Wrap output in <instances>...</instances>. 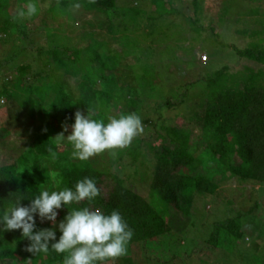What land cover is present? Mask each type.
Returning a JSON list of instances; mask_svg holds the SVG:
<instances>
[{
    "label": "trees",
    "instance_id": "obj_1",
    "mask_svg": "<svg viewBox=\"0 0 264 264\" xmlns=\"http://www.w3.org/2000/svg\"><path fill=\"white\" fill-rule=\"evenodd\" d=\"M47 1H50L49 5H46ZM153 1L149 24L146 26L149 32L154 31L153 25L157 21L165 23L170 21L173 14L182 15L176 12L171 3L164 0ZM12 2L18 7L29 2L36 4L40 13V29L43 30V34L39 36L45 37L46 41L38 45L35 51L24 45H13L15 49L8 58L14 60L19 54L34 52V59L41 65L38 81H42V84L27 83L26 78L31 67L22 65L16 68V75L12 79L5 78L0 91V98L5 97L10 101L25 94V101L30 105L28 114L32 119L36 116L40 126L32 134V142L17 158L16 163L0 166V207L7 205L17 196L28 198L20 201L22 206H27L40 190H53L57 181L59 187L64 188L72 187L84 177H91L99 188L101 178L109 173L101 171L95 162L89 159L83 162L71 159V145H58L54 138L62 131V125L70 126L74 123V113L77 110L86 113L88 108L93 113L95 106H98L93 118L106 122L109 108L118 109L120 101L124 100L126 105L132 107L139 106L142 102L136 90L131 87L134 80L131 74H128L131 66L124 63L128 50L134 45L130 44L128 37L105 41L101 40L99 33L89 31L83 35V39L88 40L89 44L80 49L70 45L71 38L67 35L59 40L65 29L73 28L72 24L76 19L72 10L76 9L74 5L77 3L80 5L78 9L82 10L81 15H89L91 18L100 15L105 18L99 23V27L107 26L110 35L126 32L130 22H134L136 27L140 14L138 10L123 8L119 6L118 0H0V15L4 19L0 33H7L8 38L18 42L25 40L14 38L10 32L25 34L21 32L20 18L8 11ZM192 3L193 16H196L200 13L201 5L198 0H193ZM195 24L197 25L196 21ZM86 25L93 27L90 22ZM1 42L6 43L7 40L1 39ZM237 54L264 63V55L254 53L250 48L237 51ZM59 72L80 78L81 97H73L64 78L56 79ZM246 72L248 74L244 72L231 75L223 69L218 76L211 78V82L206 83L203 112L198 117V124L203 131L199 147L192 150L190 139L193 130L189 124L179 120L178 126H161L166 132V137L177 145L172 152L164 147L165 151L169 152L168 155L140 138L125 148L117 149L116 163L123 157H129L133 163L138 162L147 170H137V176L145 180L151 174L147 200L128 191L123 186V181L113 177L115 186L107 199L99 189V196L93 202L81 201L79 204L69 205V211L74 207H91L105 214L114 209L121 213L133 231V238L128 244L127 253L115 259L118 260L117 264H148L147 259L156 261L147 256L149 252L145 243H158L172 234L173 228L168 226V221L176 216L187 219L191 215L193 199L212 197L216 189L231 178H237L239 182L264 184V70L254 73L247 68ZM10 87L17 91L9 95L7 89ZM126 92L131 95V99L125 100V97H122ZM113 102L115 103L112 104ZM164 105L173 107L176 104L166 99ZM159 109L160 106L157 110ZM152 120L149 115L143 114L144 124L152 125ZM155 124L154 127L157 128ZM68 134L70 128L65 136ZM144 144L148 149H145L146 151ZM203 148L209 150L210 157L217 162L215 163L219 168L218 172L222 176L218 185H211L209 180L201 175L182 176L177 173L180 166H190L194 169L196 161L192 151ZM147 156L154 160L152 169L146 164ZM110 161L114 162L112 159ZM52 173L58 175L53 177ZM68 209L62 206L58 210L62 219L68 214ZM165 214L167 218L164 217ZM241 218L239 213L235 219L214 228V234L210 238L212 243H208L212 249L217 247L218 236L221 234L230 235L234 240L243 236L245 232ZM47 228L48 224H41L36 218V230ZM28 244L29 241L21 238L20 230L0 232V264H62V256L55 253L34 256L25 251ZM135 244L139 246L135 247Z\"/></svg>",
    "mask_w": 264,
    "mask_h": 264
},
{
    "label": "rangeland",
    "instance_id": "obj_2",
    "mask_svg": "<svg viewBox=\"0 0 264 264\" xmlns=\"http://www.w3.org/2000/svg\"><path fill=\"white\" fill-rule=\"evenodd\" d=\"M164 1L171 3L176 12L182 15L173 14L170 21L165 23L157 21L153 25V32L146 28L154 5L153 0H118L119 6L140 12L136 27L134 22H130L126 32L110 35L107 26L99 27V23L105 18L100 15L94 18L81 15L82 10L76 8L72 10L76 19L72 24L73 28L65 29L59 40L67 35L71 38L70 45L80 49L89 44L88 40L83 39V35L89 31L99 33L101 40L105 41L122 36L129 38L130 44L134 45L128 50L124 63L131 66L128 71L134 79L131 87L136 90L142 102L139 106L132 107L126 105L124 100L120 101L119 108L110 107L108 114L116 116L118 113L134 111L141 118L143 114L149 115L153 124H144L142 121L144 131L135 139H144L168 155L169 152L165 151L164 147L172 152L177 145L166 137V132L161 129L162 125L174 127L180 122L189 124L193 130L190 139L192 150L201 144L199 139L203 136V131L198 124V117L203 112L206 83L211 82V78H215L223 69L231 75L244 72L248 74L247 68L254 73L264 70V63L237 54V51L250 48L254 53L264 55V0H198L201 9L196 16H193V0ZM49 3L50 1H47L46 5ZM25 6L26 4H22L18 7L12 2L8 11L11 15H16L18 8ZM38 15L40 13L37 11L31 17L20 19L21 32L25 35H18V31H9L14 38L25 41H13L8 38L7 33H0V91L5 78L12 79L16 75V68L22 65L31 67L26 78L27 83L42 84V81H38L41 65L34 59V52L22 53L16 59L8 60L15 49L14 46L24 45L35 51L38 45L46 41L45 37L39 36L43 34V30L40 29ZM89 22L93 27L86 25ZM3 23V16L0 15V26ZM1 39L7 42L3 43ZM58 77L64 78L73 97H81L80 78L67 76L63 72H59L56 79ZM7 90L9 95L17 91L11 87ZM127 93L122 95L125 100L131 99V95ZM21 96L23 97L11 101L5 97L0 98V166L15 164L17 158L32 142V134L40 126L36 116L32 119L28 114L30 105L25 101V94ZM166 99L176 105L166 107ZM159 106L161 109L157 110ZM96 111L98 106H95L93 113ZM145 149L147 148L144 144V151ZM192 152L196 161L194 169L190 166H180L177 173L182 176L201 175L209 180L211 185H218L222 176L218 172L217 162L210 157L209 150L194 149ZM111 159L114 162L110 161ZM89 160L95 162L96 167L104 173H109L101 178L102 183L99 185L101 194L106 199L115 186V177L123 181V186L128 191L144 200L148 199L152 176L149 174V178L145 180L137 176V170L147 171L138 162L133 163L131 158L123 157L116 163L117 149L97 154ZM146 164L151 169L155 165L150 156H147ZM193 200L191 215L187 219L176 216L168 221V226L173 230L172 234L166 236L167 240L165 237L158 243H145L149 252L147 256L156 260L147 259L148 264H264V184L239 182L237 178H231L219 186L212 197H198ZM239 213L245 232L243 236L235 238V242L230 235L221 234L218 236L217 247L212 249L208 243H212L210 238L214 234V228L235 219ZM164 217L167 218V214ZM37 220L41 224H48L49 228L53 227L49 221H41L39 218ZM60 220L62 218L58 213L57 223ZM56 236L57 239L60 236L58 231ZM136 246L139 245L135 244ZM117 263L118 260L110 262Z\"/></svg>",
    "mask_w": 264,
    "mask_h": 264
},
{
    "label": "clouds",
    "instance_id": "obj_3",
    "mask_svg": "<svg viewBox=\"0 0 264 264\" xmlns=\"http://www.w3.org/2000/svg\"><path fill=\"white\" fill-rule=\"evenodd\" d=\"M74 7L80 5L77 3ZM37 11L36 4L29 2L17 11L16 18L31 17ZM69 128L70 134L65 136ZM143 131L142 118L136 112L108 116L105 122L94 119L87 108L86 113L77 110L74 123L62 125V131L54 140L58 145H71L70 158L83 162L105 151L127 147ZM98 196L99 188L94 178L84 177L72 187L64 188H60L57 181L53 190H40L27 206L20 203L28 199L23 196L3 204L0 232L20 230L21 238L29 241L25 251L34 256L55 253L62 256V264H110L127 253L133 238V231L121 213L114 209L105 214L91 207H74L69 211L67 207L81 201L91 203ZM62 206L68 209V214L57 223L58 210ZM36 218L51 222L53 227L36 230ZM57 231L60 233L58 239Z\"/></svg>",
    "mask_w": 264,
    "mask_h": 264
}]
</instances>
